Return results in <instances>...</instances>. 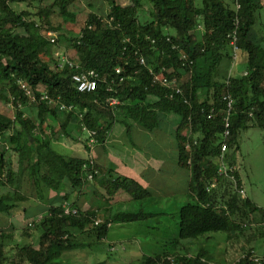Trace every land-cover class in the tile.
<instances>
[{"label": "trees", "instance_id": "trees-1", "mask_svg": "<svg viewBox=\"0 0 264 264\" xmlns=\"http://www.w3.org/2000/svg\"><path fill=\"white\" fill-rule=\"evenodd\" d=\"M24 1L0 0V83L7 87L8 98L18 108L29 99L21 88L22 82L35 95L37 112L34 119L24 117L19 109L12 120L0 114V183L25 172L37 189L45 187L59 195L48 215L37 220L42 230L38 244L20 249L28 264H71L62 257L63 252L99 243L108 234L107 223L133 222L153 215L143 209L118 211L95 224L100 218L97 210L63 213V202L84 187L87 174L93 169L98 173L92 180L112 191L125 190L133 200L144 199L148 191L134 179L114 175L110 167L105 169L91 159L68 157L53 150L44 128L63 111L42 100V94L73 104L74 109L64 110L67 119L81 130H96L98 142L104 140L118 120L152 131L161 127L163 116L174 118L179 161L187 166L190 180L186 194L189 200L177 208L178 236L167 239L171 245H179L183 239L207 240L209 233H231L239 228L234 215L259 209L239 192L240 179L235 168V183L217 173L226 115L222 98L225 93L234 99L227 148L237 143L240 132L252 123L264 129V29L261 34L254 29L256 12L262 6L259 0H236L237 8L229 7L225 0H201L199 5L195 0H131L129 6L105 0L109 3L107 20L90 12L84 26L69 39L77 54V69H95L100 74L96 91L88 93L77 91L72 83L71 75L77 69L58 65L53 69L41 58L49 44L43 26L52 28L50 15L55 8L63 20L74 22L76 15L68 10L72 0H52L33 19L30 10H17L13 5ZM145 1L151 6V19L139 22L135 10L143 7ZM233 31L246 74L222 80L217 77V67L226 48H231L228 35ZM139 56L144 57V64L139 62ZM116 67L121 68L120 74L115 72ZM162 69L168 78L179 81L183 95L174 93L169 97L170 89L154 79L153 73ZM181 69L189 75L185 81H180ZM119 76H123L121 82ZM111 79L115 83L110 91L107 88ZM40 86H44L43 91L38 89ZM110 97H116L119 103L108 106L106 99ZM3 99L6 100L0 93V100ZM209 113L213 114L208 117ZM68 120L60 127L69 136ZM186 128L188 134H183L182 129ZM34 130L41 133L37 140L32 137ZM5 145L8 148L1 150ZM9 156L16 157L17 166L11 159L10 164L3 163ZM100 172L103 175L99 177ZM8 199L7 195H0V211L12 208ZM259 213L264 221V211ZM86 232L94 234L95 239L77 237V233ZM178 251V247L173 252L164 250L126 264H215L204 249L194 255L187 250L184 254ZM170 253H174L173 258ZM253 253L252 248L248 249L233 264H253Z\"/></svg>", "mask_w": 264, "mask_h": 264}, {"label": "rangeland", "instance_id": "rangeland-1", "mask_svg": "<svg viewBox=\"0 0 264 264\" xmlns=\"http://www.w3.org/2000/svg\"><path fill=\"white\" fill-rule=\"evenodd\" d=\"M259 1L262 6L256 12L254 29L258 34H261L264 29V0ZM51 2L52 0H25L13 5L17 10H30V18L33 19L36 18L40 8L50 5ZM117 2L122 6L132 5L131 0H117ZM195 3L199 5L201 0H195ZM225 3L232 8H237L238 5L236 0H225ZM68 10L75 13L76 19L74 22L63 20L55 8L50 15V26L52 28H48V25L42 28L43 34L49 39V44L41 54V58L53 69L55 65L59 67L68 66L69 63L78 65L77 54L69 43V39L77 35L84 26L90 12L98 14L106 21L109 3L105 0H72L68 5ZM135 16L139 22L150 21V4L145 1L143 7L135 10ZM57 26H59V29H56ZM198 30V35H200V28ZM51 38L54 41H51ZM243 61L241 53H237L236 60H234L231 48H226L217 67V77L224 80L227 76L241 74L244 72L242 69ZM188 76V73L181 69L180 81L187 80ZM20 85L26 92V88L22 87V82ZM38 89L43 91L44 86H40ZM0 93L6 98V100H0V114L4 117L14 119L17 109L21 110L26 118L34 119L36 117L37 102L31 90L26 92L29 97L28 102L19 105L18 108L8 98L7 87L1 83ZM61 111L63 112H59L58 117L50 119L48 121L49 126L44 128L45 134L50 135L51 148L68 157H90L94 149L90 151L86 147L89 137L88 132L84 131L85 129L81 130L80 126L74 121H69L66 111L65 113L63 109ZM65 120L69 121L66 126V131L71 133L69 136L63 134V129L60 127ZM165 122L166 120L163 119L161 127L148 134V137L135 134L131 136V139L120 136L122 141L114 144L108 141L104 148L107 154L104 155L105 157L102 160L114 162L122 174L132 176L141 183L146 181L153 166V153L157 156L160 153V148L167 144L164 136L161 135L163 131H169L170 129L169 123ZM120 129H117V134L121 133ZM8 132H11V130L8 129L6 133ZM182 133L188 134V128L182 129ZM32 137L37 140L41 137L40 131L34 130ZM94 143H96L95 147L97 146L96 150L101 149L98 141ZM4 148L3 146L1 150ZM226 161L227 163L232 162L238 172L239 188L242 189L241 195L248 197L259 208L256 212H239L234 215L233 219L239 225V228L231 231V233L214 232L205 236H209L207 240H204V238L183 239L179 245H171L167 242V239L178 236L176 206L188 201L189 197L180 194L173 196L161 191L146 196L142 200H133L130 193L125 190L120 189L121 191L117 193V191L105 187L101 190V193L103 197H110L107 204L110 206L112 214L118 211L143 209L145 212L153 213V215L143 220L110 224L108 234L102 241L83 249L65 251L62 257L70 261L71 264H126L129 261L140 259L144 255H157L164 250L173 252L178 247L180 254H184L187 250L189 254L194 255L197 251L204 249L207 256L211 258L210 261L215 264H233L250 248H252V252L262 254L264 252V221L259 211H264V129L254 123L243 129L238 136L237 143L228 147ZM25 175L28 188L33 189V185L28 183L27 173ZM102 175L103 173L100 172L98 176ZM96 183L97 180H88L84 186L92 187L94 185L97 187ZM175 189L178 190L176 185ZM48 190V188L43 187V192ZM86 197L87 195L84 196L82 187L80 191L71 193L70 199L63 202V204L65 207L83 212L87 210L86 203H90L92 200L98 202L96 196L92 197L90 201L89 197ZM48 210L49 208L40 218L48 215ZM99 214L100 218L97 219L102 221L104 214ZM37 220L32 219L25 228L28 233V240L32 242L29 244L32 245L38 244L42 232ZM77 237L83 240L95 239V235L88 232L77 233ZM168 255L170 258L174 257V253Z\"/></svg>", "mask_w": 264, "mask_h": 264}, {"label": "crops", "instance_id": "crops-1", "mask_svg": "<svg viewBox=\"0 0 264 264\" xmlns=\"http://www.w3.org/2000/svg\"><path fill=\"white\" fill-rule=\"evenodd\" d=\"M163 119L166 120L165 123L168 122L170 125L169 131H163V133H161L167 144L166 146L160 148V153L157 156L153 153V166L149 171V178L142 183L137 180L136 181L147 189L148 193L145 196H151L155 194V192L161 191L173 196H175V194L186 196L189 190L190 172L187 166L179 161V150L173 135L175 130L174 118H166L163 116ZM119 128H121L119 130L121 133L117 134V129ZM84 131L87 132V130ZM152 131H148L135 123L131 126L125 125L120 123L118 120L112 124L110 129H108L104 140L99 142L101 149L96 150V143L89 145L87 142L86 147H88L90 151L91 149H94L88 159H91L93 163L105 169L107 167L112 168L113 171L111 173L114 175H121L134 179L132 176L122 174L117 165L111 160H102L105 157L104 155L107 154L104 148L106 147V143L108 141H111L112 144L122 141L120 136H124L126 138L129 137L131 139V136L141 134L144 137H148V134H151ZM9 133L10 132H8V134ZM5 148L7 149L8 146L5 145ZM10 159L13 161V166H17L15 156H9V158L5 157V159H3V163L5 165L10 164ZM106 176L107 175H105V177ZM26 180L27 177L25 172H23L21 175L20 173H17L15 178L12 177L7 180L5 179L0 183V195H7L9 197L8 203L13 204L12 208L8 211H0V249L2 251L0 264H28V262L20 254V249L23 246L32 243L28 240V233L25 230L26 225L29 224L32 219L36 220L43 216L44 212L59 200V195L57 193L52 190L43 192V187L37 189L30 180L28 183L33 185V189H29ZM96 184L97 187L94 185H91L92 187H83L84 196L87 195V197H89V201L95 196L98 199L97 203L94 202V200L90 203H86L87 209L97 210L99 213L108 217L112 214L110 206L107 204L110 197H103L101 190L105 187L101 182H97ZM175 185L178 190L175 189ZM87 188L88 190H86ZM119 191L121 190H117V193ZM178 206H176V208H178Z\"/></svg>", "mask_w": 264, "mask_h": 264}, {"label": "built area", "instance_id": "built-area-1", "mask_svg": "<svg viewBox=\"0 0 264 264\" xmlns=\"http://www.w3.org/2000/svg\"><path fill=\"white\" fill-rule=\"evenodd\" d=\"M228 38H229V45L232 49L233 59L236 60V57H237L236 32L233 31L229 33ZM51 41H54V39L51 38ZM138 59L141 64L145 63L144 57L139 56ZM68 67L77 69L78 65H72L71 63H69ZM115 72L117 74H120L121 68L116 67ZM150 72L152 73V71ZM153 74H154V79L156 81H158L161 85L168 87L170 89V92L168 93L169 97H172L174 93L183 95V89L179 81L176 78H172V79L168 78L164 69H162L161 72L159 73H153ZM244 74H246V72H244ZM99 78H100V74L95 69H77L71 75V80H72V83L75 89L79 92H87V93L96 91L98 87ZM122 80H123V76H119L118 82H121ZM227 82H228V79H227ZM112 83H115L114 79H111L107 90H110V91L113 90ZM22 87L26 88L24 84H22ZM26 92H29V90H26ZM40 98L42 100H47L48 103L56 104L60 109H63V110H72L75 108L73 104H66L65 102L61 100L52 99L46 94H42ZM222 98H223V101L226 107V115L224 117V132L222 134L223 141L221 143L220 152L218 155L217 173L220 175L226 176L228 179L234 181L235 183V177L233 174L235 167L233 165H230L226 161V151L228 149L227 144H226V138L230 134V113L233 110L234 99L229 92L225 93L222 96ZM184 101L187 102L186 99ZM106 102L108 106H115L119 103V100L116 97H110L106 99ZM212 114L213 113H209L208 117H210ZM87 132L89 133L88 144L89 145L94 144V142L97 141L95 138L96 130H88ZM96 173H98L97 169H93L91 173L87 174V180H92L93 175ZM239 192L242 193L241 188H239ZM62 208H63L64 214H77L76 209L65 207L64 204L62 205ZM99 222H100L99 219H96L94 221L95 224H98ZM107 225L110 226V223H107ZM250 260L252 261L253 264H264V252L262 254L253 253L250 256Z\"/></svg>", "mask_w": 264, "mask_h": 264}]
</instances>
